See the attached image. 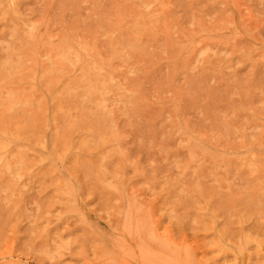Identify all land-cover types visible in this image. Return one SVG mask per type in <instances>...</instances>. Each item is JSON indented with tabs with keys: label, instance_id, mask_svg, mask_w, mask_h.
<instances>
[{
	"label": "rangeland",
	"instance_id": "1",
	"mask_svg": "<svg viewBox=\"0 0 264 264\" xmlns=\"http://www.w3.org/2000/svg\"><path fill=\"white\" fill-rule=\"evenodd\" d=\"M0 264H264V0H0Z\"/></svg>",
	"mask_w": 264,
	"mask_h": 264
}]
</instances>
